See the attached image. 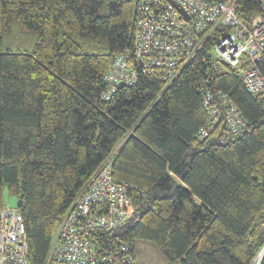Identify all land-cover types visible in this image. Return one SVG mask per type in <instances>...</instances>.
I'll return each instance as SVG.
<instances>
[{"label": "trees", "instance_id": "trees-1", "mask_svg": "<svg viewBox=\"0 0 264 264\" xmlns=\"http://www.w3.org/2000/svg\"><path fill=\"white\" fill-rule=\"evenodd\" d=\"M135 14V0H0V210L5 189L22 198L29 259L42 264L61 216L112 157L139 216L123 238L155 243L168 264H254L264 247V97L215 66L209 42L167 88L140 75L104 99L105 72L133 47ZM19 31L30 43L12 44ZM217 92L244 126L228 134L220 119L199 135Z\"/></svg>", "mask_w": 264, "mask_h": 264}, {"label": "built area", "instance_id": "built-area-1", "mask_svg": "<svg viewBox=\"0 0 264 264\" xmlns=\"http://www.w3.org/2000/svg\"><path fill=\"white\" fill-rule=\"evenodd\" d=\"M132 49L117 54L103 76L104 99L120 83L134 85L140 75L163 81L165 88L207 43L221 71L237 70L249 93L264 97V0H135ZM243 7V8H242ZM256 12L242 18L239 12ZM208 122L199 135L222 119L225 131L237 133L244 120L225 94H209ZM112 157L91 176L61 216L42 264H134V246L119 234L135 212L133 186L116 182ZM19 208L0 210V264H31Z\"/></svg>", "mask_w": 264, "mask_h": 264}, {"label": "rangeland", "instance_id": "rangeland-1", "mask_svg": "<svg viewBox=\"0 0 264 264\" xmlns=\"http://www.w3.org/2000/svg\"><path fill=\"white\" fill-rule=\"evenodd\" d=\"M14 30V27H13ZM15 35V33L13 34ZM17 37L19 41L15 40L12 42L13 45H18L19 47L22 46L24 42H21L20 39L24 40L26 38L30 43V35L26 34L23 35L20 34V31L17 33ZM16 39V38H15ZM5 45H7V42H5ZM24 47V45H23ZM27 48V47H24ZM16 198L13 196H10L5 189L3 192V203L5 207H14L16 204ZM134 264H168L167 260L165 259L162 252L159 250V248L156 246L155 243L151 241L146 240H135L134 241ZM264 249V247H263ZM263 249L259 252L257 259L254 264H257L261 255L263 254Z\"/></svg>", "mask_w": 264, "mask_h": 264}, {"label": "water", "instance_id": "water-1", "mask_svg": "<svg viewBox=\"0 0 264 264\" xmlns=\"http://www.w3.org/2000/svg\"><path fill=\"white\" fill-rule=\"evenodd\" d=\"M124 85V83L122 82V83H120L119 85H118V87H122ZM18 208H21V206H22V198L21 197H19V198H17V200H16V204H15ZM263 249V248H262ZM263 251H264V249H263Z\"/></svg>", "mask_w": 264, "mask_h": 264}]
</instances>
